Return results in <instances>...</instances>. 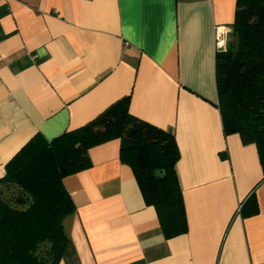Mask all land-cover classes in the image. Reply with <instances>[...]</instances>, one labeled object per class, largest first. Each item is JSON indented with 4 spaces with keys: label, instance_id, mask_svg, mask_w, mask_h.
<instances>
[{
    "label": "crops",
    "instance_id": "crops-1",
    "mask_svg": "<svg viewBox=\"0 0 264 264\" xmlns=\"http://www.w3.org/2000/svg\"><path fill=\"white\" fill-rule=\"evenodd\" d=\"M236 3L0 0V178L35 134L76 130L124 97L178 149L186 233L164 239L114 139L62 180L75 210L58 264H264L257 150L223 136L216 106L213 28L232 30ZM250 196L257 212L242 216Z\"/></svg>",
    "mask_w": 264,
    "mask_h": 264
},
{
    "label": "trees",
    "instance_id": "trees-1",
    "mask_svg": "<svg viewBox=\"0 0 264 264\" xmlns=\"http://www.w3.org/2000/svg\"><path fill=\"white\" fill-rule=\"evenodd\" d=\"M232 33L234 45L214 59L222 133L255 145L264 176V0H237ZM128 101L117 100L51 140L35 134L6 163L0 178V264H58L67 244L63 221L75 210L62 180L90 166V148L114 139L119 161L131 169L164 239L186 233L174 137L130 115ZM240 212L256 214L253 196Z\"/></svg>",
    "mask_w": 264,
    "mask_h": 264
},
{
    "label": "built area",
    "instance_id": "built-area-1",
    "mask_svg": "<svg viewBox=\"0 0 264 264\" xmlns=\"http://www.w3.org/2000/svg\"><path fill=\"white\" fill-rule=\"evenodd\" d=\"M232 30L227 26H214L213 28V43L215 53H223L227 50L228 36Z\"/></svg>",
    "mask_w": 264,
    "mask_h": 264
},
{
    "label": "rangeland",
    "instance_id": "rangeland-1",
    "mask_svg": "<svg viewBox=\"0 0 264 264\" xmlns=\"http://www.w3.org/2000/svg\"><path fill=\"white\" fill-rule=\"evenodd\" d=\"M233 42H234V41H232L231 46H233Z\"/></svg>",
    "mask_w": 264,
    "mask_h": 264
}]
</instances>
